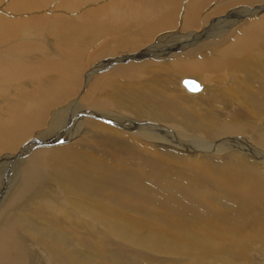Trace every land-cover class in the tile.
Wrapping results in <instances>:
<instances>
[{"label": "bare ground", "instance_id": "bare-ground-1", "mask_svg": "<svg viewBox=\"0 0 264 264\" xmlns=\"http://www.w3.org/2000/svg\"><path fill=\"white\" fill-rule=\"evenodd\" d=\"M80 1L0 0V264H264V0Z\"/></svg>", "mask_w": 264, "mask_h": 264}, {"label": "rangeland", "instance_id": "rangeland-1", "mask_svg": "<svg viewBox=\"0 0 264 264\" xmlns=\"http://www.w3.org/2000/svg\"><path fill=\"white\" fill-rule=\"evenodd\" d=\"M9 0H4V2L3 3H7ZM101 2H109V0H103V1H101ZM58 4V2L57 1H55V2H53V3H51L50 5H48L47 7H46V11H45V14H47V12H49V10H47L48 9V7H49V9H53V7H56V5ZM80 4H83L81 7H80V9H82V7L84 6V9L85 8H88L89 6L91 7L92 5H90L91 4V2H89V0L87 1V0H81L80 1V3H79V5ZM61 5V4H60ZM4 6V5H3ZM59 6V5H58ZM57 6V7H58ZM83 9V10H84ZM63 10H61L60 12H62ZM52 14H55V13H53L52 12ZM99 54H96L95 56L97 57ZM109 57V56H108ZM107 57V58H108ZM100 60L98 59V60H96V59H93V60H89V62H90V65L91 66H89V68H90V70H91V67L93 66V65H95L97 62H99ZM93 64V65H92ZM222 78H223V82L222 81H219V80H216L214 77H213V79H210V80H208V83L211 85H209V87H212V88H216V89H223V88H225V87H228V86H231L232 84H233V81L235 80V78H237V76H236V74H230V75H226L225 74V76H221ZM228 77H229V79H228ZM228 80H231V82H229L228 84H224V82L226 83ZM219 81V82H218ZM224 84V85H223ZM231 84V85H230ZM223 85V86H222ZM206 86V85H205ZM225 86V87H224ZM207 87V86H206ZM222 87V88H221ZM219 111H225V110H221V109H219ZM233 112L232 111H225L224 112V116H228V115H231ZM262 120V121H261ZM261 120H256L257 122V125L258 126H261L262 125V122H263V119H261ZM255 123V124H256ZM238 137L239 136H247V137H249L250 139H251V137H250V135L249 134H243V135H237ZM246 138V137H245ZM238 139H240V138H238ZM252 140V139H251ZM252 142V141H251ZM250 142V143H251Z\"/></svg>", "mask_w": 264, "mask_h": 264}, {"label": "water", "instance_id": "water-1", "mask_svg": "<svg viewBox=\"0 0 264 264\" xmlns=\"http://www.w3.org/2000/svg\"><path fill=\"white\" fill-rule=\"evenodd\" d=\"M185 84L190 91H194V92L202 88L200 85V82L196 81L195 79H191V78H188L185 81Z\"/></svg>", "mask_w": 264, "mask_h": 264}]
</instances>
